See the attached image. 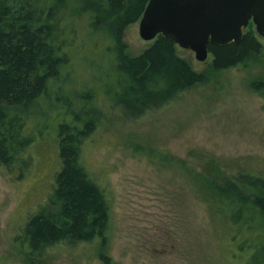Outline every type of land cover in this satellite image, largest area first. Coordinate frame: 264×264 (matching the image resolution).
Masks as SVG:
<instances>
[{"label": "rangeland", "instance_id": "374dc122", "mask_svg": "<svg viewBox=\"0 0 264 264\" xmlns=\"http://www.w3.org/2000/svg\"><path fill=\"white\" fill-rule=\"evenodd\" d=\"M250 27L256 29L253 23L245 31ZM125 40L133 56L155 41L142 38L140 21L126 29ZM177 50L197 71L209 69L213 61L212 54L200 61L191 49L177 45ZM80 55L74 57L71 84L90 83L99 94L97 69ZM261 75L263 60L216 73L139 118L126 117L103 94L96 99L100 123L83 145L82 161L104 188L110 207L103 246L99 238L28 252L26 224L47 202L62 167L58 117L52 128L41 126L25 155L27 169L23 162L12 168L0 163V264H244L248 251L239 246L248 234L215 209L202 177L211 171L213 176L218 171L264 174V98L252 88ZM28 124L31 131L37 120Z\"/></svg>", "mask_w": 264, "mask_h": 264}, {"label": "trees", "instance_id": "16d2710c", "mask_svg": "<svg viewBox=\"0 0 264 264\" xmlns=\"http://www.w3.org/2000/svg\"><path fill=\"white\" fill-rule=\"evenodd\" d=\"M149 1L0 0V163L12 168L23 162L27 169L30 158L25 155L33 136L41 126L52 128L49 124L58 117L62 167L47 202L26 224L23 241L32 254L66 241L100 238L101 246L106 244L110 223L106 193L82 161L83 145L100 123L94 102L101 94L126 117L139 118L206 84L216 73L264 61V45L252 27L238 43H210L213 61L204 71L195 70L179 55L178 44L163 34L142 53L130 55L125 31L140 21ZM75 55L89 58L88 67L101 73L96 74L99 94L94 81L93 89L86 82L78 88L71 84ZM71 85L74 89L65 90ZM252 88L264 98V75L252 81ZM45 102L49 104L44 109ZM29 119L37 120L31 131ZM158 155L164 158L165 153ZM215 175L211 171L202 177L206 194L219 213L248 234L239 246L248 251L244 264H264V174L244 170Z\"/></svg>", "mask_w": 264, "mask_h": 264}, {"label": "water", "instance_id": "95a60500", "mask_svg": "<svg viewBox=\"0 0 264 264\" xmlns=\"http://www.w3.org/2000/svg\"><path fill=\"white\" fill-rule=\"evenodd\" d=\"M251 21L264 37V0H150L140 35L153 40L163 34L206 61L210 43L240 42Z\"/></svg>", "mask_w": 264, "mask_h": 264}]
</instances>
